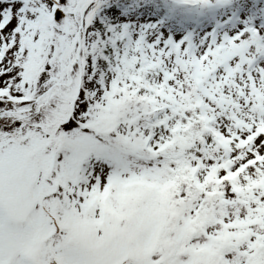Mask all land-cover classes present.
I'll return each mask as SVG.
<instances>
[{
  "label": "snow or ice",
  "instance_id": "1",
  "mask_svg": "<svg viewBox=\"0 0 264 264\" xmlns=\"http://www.w3.org/2000/svg\"><path fill=\"white\" fill-rule=\"evenodd\" d=\"M0 264H264V0H0Z\"/></svg>",
  "mask_w": 264,
  "mask_h": 264
}]
</instances>
